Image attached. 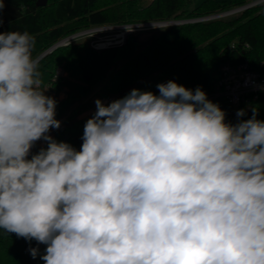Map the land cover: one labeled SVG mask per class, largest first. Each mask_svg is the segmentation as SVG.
<instances>
[{
	"label": "clouds",
	"instance_id": "obj_1",
	"mask_svg": "<svg viewBox=\"0 0 264 264\" xmlns=\"http://www.w3.org/2000/svg\"><path fill=\"white\" fill-rule=\"evenodd\" d=\"M34 46L27 31L0 33V229L47 245L45 264H264L255 108L226 123L201 88L170 80L159 95L97 99L77 151L48 134L61 122Z\"/></svg>",
	"mask_w": 264,
	"mask_h": 264
},
{
	"label": "trees",
	"instance_id": "obj_2",
	"mask_svg": "<svg viewBox=\"0 0 264 264\" xmlns=\"http://www.w3.org/2000/svg\"><path fill=\"white\" fill-rule=\"evenodd\" d=\"M251 1L205 0L192 7L193 0H49L46 6H38L37 0H3L0 33L27 31L35 37L33 56L37 58L60 40L89 27L197 18ZM149 32L146 39L129 34L122 46L103 50L92 48L88 41L72 42L38 61L41 89L51 87L65 94L55 99V118L63 126L50 129L53 139L72 147L83 143L84 126L95 114L94 100L103 95L119 94L121 99L133 89L153 93L155 82L164 80L193 91L199 87L207 94L215 91L225 62L248 61L255 69L264 67V2L227 17ZM59 67L66 75L54 80ZM217 104L226 114V123L250 119L253 108L256 118L264 121V97L239 107L219 97ZM241 109L245 115L238 117ZM42 148H47V142L38 145L34 154ZM34 242L0 229V264H33L25 250Z\"/></svg>",
	"mask_w": 264,
	"mask_h": 264
},
{
	"label": "built area",
	"instance_id": "obj_3",
	"mask_svg": "<svg viewBox=\"0 0 264 264\" xmlns=\"http://www.w3.org/2000/svg\"><path fill=\"white\" fill-rule=\"evenodd\" d=\"M264 0H253L245 5L234 7L230 10L211 14L203 17L197 18H187V19H168V20H158V21H147V22H138V23H130V24H121V25H99L89 27L87 29H83L77 31L66 38L60 40L58 46L66 45L72 42L79 41H88L90 46L96 50H103L109 47L114 46H122L128 37L129 34H133L135 32L141 31H151L157 30L161 28H154L152 24H157L162 28L172 25L197 22V21H206L212 20L221 17H227L236 13H239L249 7L258 5L263 3ZM135 24H139L138 26ZM126 25H134V30L132 32H128L125 30ZM113 27L117 29V33L114 36L99 35L100 33L106 31L107 28ZM87 38V39H85ZM57 46V47H58ZM221 77L217 82L215 91L211 93H207V99L217 104V99L219 97H224L227 102L233 107H239L241 104H247L258 100L260 97H264V67L262 69H255L251 66L248 61H243L239 63L225 62L221 65ZM66 72L63 67H59L54 80H56L59 76H65ZM167 80L155 82L154 86V94L159 95V90L157 88L158 84L167 83ZM45 95L50 96L54 99L64 98V92L56 93L51 87L45 92ZM102 101V103L107 106L112 101L117 100L118 97L114 95H103L97 98ZM96 99V100H97ZM95 100V101H96ZM94 111H96V105L94 104ZM82 143L76 147H74L77 151L80 150ZM34 154V149H31L30 155L28 159H31ZM38 248L39 254L33 258L31 255V249ZM46 249V245L39 244L35 241L33 244L27 246L25 250V254L30 258L33 264H41L43 261L41 256L44 255Z\"/></svg>",
	"mask_w": 264,
	"mask_h": 264
},
{
	"label": "rangeland",
	"instance_id": "obj_4",
	"mask_svg": "<svg viewBox=\"0 0 264 264\" xmlns=\"http://www.w3.org/2000/svg\"><path fill=\"white\" fill-rule=\"evenodd\" d=\"M147 2H149V1H151V0H146ZM203 1H205V0H193V3H192V7H194V6H196V5H198V4H200V3H202ZM157 30H159V29H157ZM117 33V29H115V28H113V27H109V28H107L106 29V31H104V32H102V33H100L99 35H101V36H106V35H109V36H114L115 34ZM148 33H150L149 31H141V32H135L134 34H136V35H138L140 38H142V39H146V37H148L149 36V34ZM85 39H87V38H85ZM88 40V39H87ZM115 96H120L119 94H117V95H115ZM96 100V99H95ZM95 100H94V104H95ZM93 108H94V106H93ZM93 108H92V111H94L93 110ZM96 112V111H95ZM85 113H83L80 117L82 118V117H85ZM63 125H61V127H62ZM54 130V129H53ZM53 130L52 131H49V135L50 136H52L53 135ZM45 142L46 141H44L43 139H41V140H39L36 144H34V146H33V149L34 150H36V148H37V146L39 145V146H43V145H45ZM46 247H47V245H46ZM44 254H45V252H44Z\"/></svg>",
	"mask_w": 264,
	"mask_h": 264
},
{
	"label": "water",
	"instance_id": "obj_5",
	"mask_svg": "<svg viewBox=\"0 0 264 264\" xmlns=\"http://www.w3.org/2000/svg\"><path fill=\"white\" fill-rule=\"evenodd\" d=\"M49 0H37V5L38 6H46ZM59 45V43H56L54 46H52L50 49H48L47 51H45L44 53H42L39 57H37L38 61L45 56L47 53H49L50 51H52L53 49H55L57 46Z\"/></svg>",
	"mask_w": 264,
	"mask_h": 264
}]
</instances>
